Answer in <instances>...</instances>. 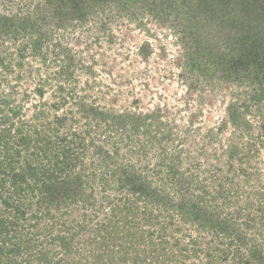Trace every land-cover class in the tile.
Instances as JSON below:
<instances>
[{"label":"rangeland","instance_id":"1","mask_svg":"<svg viewBox=\"0 0 264 264\" xmlns=\"http://www.w3.org/2000/svg\"><path fill=\"white\" fill-rule=\"evenodd\" d=\"M212 3L211 8L206 3L198 7V3L189 0H112L94 5L86 21H77L68 18L66 7L71 4L67 0H0V14L28 18V24H34L28 32L20 28L16 34L10 31L9 36L0 37V109L3 110L0 119L11 120L0 122V130L11 127L16 138L19 135L15 129L21 128L24 135L37 139L50 135L52 125L55 143L57 136L72 129L85 132L86 140L96 137L103 149L115 156L120 179L115 186L125 182L127 186H121L123 193L133 191L135 186L127 179L134 172L155 183L153 187L157 190L162 191V185L180 189L175 182L180 175H175L172 167L184 173L183 180L193 176L192 182L210 187L212 167L228 161L232 157L229 153L235 152L233 167L247 171L244 177L236 175L234 180H227L233 188L229 197L237 204H224L220 196L214 197L213 206L222 205L228 214L247 202L254 206L264 204V146L251 161L241 163L239 159L246 152L247 143L255 141L264 145V92L255 84V78L263 77L264 67L261 71L252 70L251 74L247 69L239 72L242 67L235 72L228 49L235 38L249 37L253 41V37H261L264 21L258 23L259 28L256 25L259 12L255 13L261 4H251L250 0H212ZM196 7L199 11L194 12L192 9ZM12 37H17L15 42L10 40ZM32 37H43L40 52L29 48ZM21 47L24 57L17 67V49ZM210 50L212 60L208 61L206 52ZM39 85L43 87V96L35 91ZM232 104H237L234 121L230 118ZM87 105L106 112L107 118L94 119L88 108L82 109ZM127 111L133 113V119L124 122L126 127L111 128L107 123L108 113ZM56 117L59 122H55ZM137 117L143 120L136 121ZM137 124L141 125L138 131ZM106 136L112 137L109 144H103ZM113 142L122 147L118 158L112 151ZM34 145L33 140L28 152L22 149L20 165L45 163L46 160H41L44 157L39 160L38 154H33L37 152ZM143 146L146 149L141 151L139 148ZM90 148H82L88 168L97 159ZM213 153L218 158L216 161ZM0 160L3 161V156ZM247 173L257 175V179L250 178L248 185L244 182ZM183 180L180 182L184 183ZM88 182L87 193L94 187L93 200L112 195L111 191L103 192L99 180L97 183L89 178ZM243 182L244 190L256 189V193L251 192L249 200L242 195L238 202L241 193L237 188ZM189 187L185 190L191 191L184 194L200 193L204 200L211 201L212 186L207 194L196 192L192 185ZM3 210L8 215V210L0 205V211ZM31 210L27 209L28 215ZM259 215L260 212H254L250 217H254L255 225L259 223ZM67 218L68 222L63 219V224L74 233L79 228L74 230L70 225L81 224L83 217L74 210ZM242 221V218L238 220ZM34 223L32 219L26 227L20 224L12 228L16 233L12 241H21L26 233H33ZM199 223L204 222L200 219ZM210 232L205 223L199 232L196 226L182 223L178 233L201 236L203 240L193 246L197 249L203 246L202 242L210 240ZM245 232L251 238H261L255 228ZM40 235L33 238L40 239ZM82 235L83 231H79L74 242ZM244 247L248 250L249 245ZM193 258L196 257L189 260Z\"/></svg>","mask_w":264,"mask_h":264},{"label":"trees","instance_id":"2","mask_svg":"<svg viewBox=\"0 0 264 264\" xmlns=\"http://www.w3.org/2000/svg\"><path fill=\"white\" fill-rule=\"evenodd\" d=\"M67 1L71 4L64 6L67 8L68 18L86 21L91 7L112 0ZM183 1L186 2V0ZM189 1L198 3V7L206 3L212 8L214 4L212 0ZM250 2L255 5L261 4L260 9L255 11V13L259 12L260 19L256 20V25L260 28L258 23L261 20L264 21V0H250ZM198 7L192 10L196 12ZM29 22L28 18L16 19L11 15L0 14V37L9 36L10 31L16 34L20 28L24 30V33L28 32L34 26V24H28ZM262 33L264 35V26L260 31L261 37H253L255 38L252 39L253 41L247 39L249 37H241L237 40L235 38L234 43L230 42L228 49L232 56L233 71L237 72L239 67H242L239 72L247 69L249 74L252 70H263L264 36ZM42 38L31 39L29 48L40 52ZM16 39L17 37H12L10 40L15 42ZM1 41L4 43L3 39ZM17 52L19 59L15 64L18 67L22 63L19 61L20 58L24 57L23 48L17 49ZM206 56L208 61L212 60V50L206 52ZM262 76L259 79L255 78L257 81L255 84L258 83L261 92H264V75ZM39 86V89L36 88L35 91L41 95L43 87ZM82 107V109L88 108L87 111L93 114L94 119L107 118L106 112L93 105ZM232 108L234 109L230 118L234 121L237 104H232ZM2 111L0 109V113ZM108 114L110 116L107 123L112 126L111 128L117 127L119 130V127H126L124 122L133 119L131 111L124 114L115 112ZM58 118H55V122L60 121ZM137 119L136 121H142L143 117H137ZM0 122L6 123L11 120L5 117L0 119ZM50 127L48 132L50 135L37 139L24 135L21 128L15 129L19 135L16 138L13 135L16 131H13L11 127L8 128L9 130L7 128L0 130V157L3 156V161L0 160V205L8 210V215L6 210L0 211V264H264V204L254 206L247 202L246 206H237V211H231L228 214L222 205L213 206L216 201L214 197L220 198V196H223L221 199L224 204L229 206L237 204L233 198L229 197L233 188L227 180L229 178L234 180L236 175L237 178L242 175L244 177L247 171L233 167L235 152L229 153L232 155L231 159L228 158V161L220 163L221 167L219 165L212 167V189H210L211 186L207 187L198 181L192 182L193 176L183 180L184 173L172 167L171 171L175 175H180L175 181L180 189L177 186L174 189H168L166 185H162V191L157 190V187H153L155 183L146 181L141 173L134 172L129 174L127 179L128 183L135 186L133 191L123 193L121 188L127 186L123 179L121 181L124 184L115 186L119 178L115 167V156L103 149L101 141L96 137L90 141L86 140L85 132L72 129L73 131L70 130L61 137L57 136L55 138L57 143H55L54 127L52 125ZM140 127L141 125L137 124L135 129L138 131ZM33 140L37 151L33 154H38L39 160L44 157L41 160H46L45 163L36 165L28 162L20 165L18 160L22 155V149L28 152ZM104 140L103 144H109L112 137L106 136ZM89 146L92 147L90 148L92 155L97 156V159L92 160L88 168V165L84 163L85 152L82 148L86 149ZM262 146H264L262 142L247 143L244 148L246 152H243L239 158L241 163L251 161ZM121 148L117 143H112V151L116 153V158ZM139 149L144 151L146 146ZM212 157L215 161L218 159L214 153ZM99 174H101L100 178ZM89 178L97 183L99 180L103 186V192L111 191L112 195H103L100 200L96 198L97 201L93 200L94 187L91 186V192L87 193V189L90 188ZM250 178L257 179V175L247 173L244 181L246 185L250 184ZM182 180L184 183L180 182ZM187 182L190 184H186ZM244 182L237 188V192L241 193L238 195V202L240 196L243 195L245 200H249L252 196L250 194L256 193V189L244 190ZM190 185L194 186L196 192H203L202 194H207V189H210L211 201L204 200L200 193H193L190 196L184 194L185 191H191L185 190L190 188ZM262 186L264 187V183ZM147 193L149 195H145ZM150 205L153 207L150 208ZM89 206L92 208L89 209ZM27 209L34 211L31 210L28 215ZM74 210L80 211L83 218L81 224L70 225L74 230L79 228L77 232L71 233L68 229L70 227L64 225L65 222L62 220L68 222L67 217L72 215ZM254 212L261 213L257 219L259 222L257 225L254 224V217L250 218ZM43 218L47 221L52 219V221L46 222ZM241 218L243 221L239 223L238 220ZM32 219L35 223L31 227L35 228V231L26 233L25 239L21 241H12L16 233L11 229L20 224L26 227L27 221ZM200 219L212 232H210V240L207 243L202 242L203 246L195 249L194 244L197 245L199 240H203L201 236L195 238L193 235H182L178 232L182 223L196 226V231L199 232L204 225L199 223ZM62 226L63 229H61ZM241 228H244V231H240ZM254 228L261 233L259 236L261 238H251L247 235L248 233L246 234V230L252 231ZM79 231H83V235L76 243L74 240ZM40 233V239L33 238ZM181 241L184 243L180 246ZM247 245H249L248 250L244 247ZM193 256L196 258L190 261L189 259Z\"/></svg>","mask_w":264,"mask_h":264}]
</instances>
